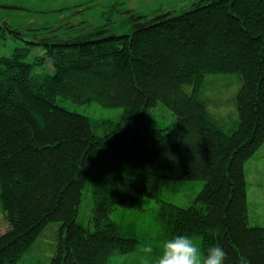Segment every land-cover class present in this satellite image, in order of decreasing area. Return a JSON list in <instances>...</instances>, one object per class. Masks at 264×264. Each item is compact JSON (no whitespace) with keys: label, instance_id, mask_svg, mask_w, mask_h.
Returning a JSON list of instances; mask_svg holds the SVG:
<instances>
[{"label":"trees","instance_id":"16d2710c","mask_svg":"<svg viewBox=\"0 0 264 264\" xmlns=\"http://www.w3.org/2000/svg\"><path fill=\"white\" fill-rule=\"evenodd\" d=\"M123 14L104 23H134L129 32L98 27L45 41L34 62L22 59L26 46L0 55V264H16L54 221L47 264H144L145 237L123 233L110 214L141 207L161 179L203 184L186 205L159 201L156 240L187 234L204 250L221 245L225 264H264V225L249 223L244 170L264 142V0ZM41 62L53 72L35 71ZM209 73L239 77L229 126L202 95ZM61 98L121 112L96 123ZM158 102L173 127L153 125L147 112ZM85 191L92 206L82 225Z\"/></svg>","mask_w":264,"mask_h":264},{"label":"rangeland","instance_id":"374dc122","mask_svg":"<svg viewBox=\"0 0 264 264\" xmlns=\"http://www.w3.org/2000/svg\"><path fill=\"white\" fill-rule=\"evenodd\" d=\"M192 1L9 0L10 3L20 8H5L0 4V55H11L15 48L26 46L28 50L26 49L22 59L26 62H34L36 56L44 51L45 46L42 42L45 41L76 36L82 31H91L98 27L103 29L102 34L126 33L131 30L134 23H104L105 17H109L110 13L113 14L111 15L113 19L123 18V13L127 11H135L150 18L162 12L173 14L188 9ZM111 6L113 7L112 11H110ZM103 12L107 13L104 15ZM27 41H34V43L31 44ZM34 70L52 73L53 67L48 62H41L34 66ZM239 82V77L235 73H209L205 77L202 95L209 99L210 110L219 114L227 126L237 119L232 96L235 94ZM186 88L190 90L191 87ZM215 99H217V103L214 106ZM58 103L88 115L96 123L113 120L121 112V107H105L97 102L75 103L70 99L61 98ZM232 110H234V114H232ZM147 115L156 127H173V116L170 109L160 102L152 107ZM244 170L249 223L264 225V142L245 161ZM202 184L203 180L199 179H161L155 197L145 198L141 207L138 208L119 205L113 210L110 217L117 222L123 233L135 237L143 235L145 239H142V243L144 244L140 245L143 249L146 244H155L153 241L156 240L158 233L155 211L159 201L166 200L177 205H186L200 190ZM91 206V197L85 191L77 217L78 223L82 225L88 223ZM58 227L59 221L50 222L43 229L30 251L25 253L16 264H47L48 258L53 252L52 244L56 241ZM5 229L6 223L0 212V233Z\"/></svg>","mask_w":264,"mask_h":264},{"label":"clouds","instance_id":"9594fccd","mask_svg":"<svg viewBox=\"0 0 264 264\" xmlns=\"http://www.w3.org/2000/svg\"><path fill=\"white\" fill-rule=\"evenodd\" d=\"M157 254L153 256L154 245L146 244L144 264H225L226 252L219 244L210 245L206 250L187 234L172 235L155 242Z\"/></svg>","mask_w":264,"mask_h":264},{"label":"flooded vegetation","instance_id":"af4514ba","mask_svg":"<svg viewBox=\"0 0 264 264\" xmlns=\"http://www.w3.org/2000/svg\"><path fill=\"white\" fill-rule=\"evenodd\" d=\"M0 4H1V6H3V7H5L6 8V6L7 5H14V4H12V3H10L9 2V0H1V2H0ZM15 6V5H14ZM28 9H32L31 7H27ZM17 9H19V8H17ZM139 16H137V18H138ZM136 18V19H137ZM137 20H140V19H137ZM142 22H145V20L144 21H142ZM69 23V22H68ZM78 23V22H77ZM82 23H85V22H82Z\"/></svg>","mask_w":264,"mask_h":264},{"label":"water","instance_id":"95a60500","mask_svg":"<svg viewBox=\"0 0 264 264\" xmlns=\"http://www.w3.org/2000/svg\"><path fill=\"white\" fill-rule=\"evenodd\" d=\"M6 7H7V8H12V9L20 8V7H18V6H14V5H7Z\"/></svg>","mask_w":264,"mask_h":264}]
</instances>
